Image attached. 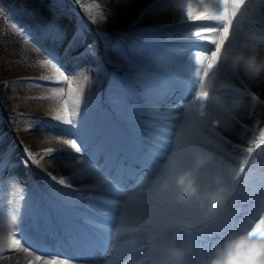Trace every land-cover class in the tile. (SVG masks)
Segmentation results:
<instances>
[{
  "label": "snow or ice",
  "instance_id": "6c2138e0",
  "mask_svg": "<svg viewBox=\"0 0 264 264\" xmlns=\"http://www.w3.org/2000/svg\"><path fill=\"white\" fill-rule=\"evenodd\" d=\"M255 2L264 4V0ZM75 3L85 12L93 6L83 4L82 0H75ZM137 3L138 0H109L110 14L99 11L89 21L95 26L97 37L91 43H87L84 27H77L65 45L67 33L56 22L43 27L38 25L35 29L13 25L26 38L31 37L30 42L41 40L54 47L63 46L59 59L40 46L37 51L46 57L43 65L58 73V79L50 80L48 84L54 85L52 91L57 94L52 98L63 101L61 108L49 119L66 126L65 132L70 135V138L58 137L66 148L45 149L44 156L52 157L57 152H64L70 161L67 167L72 169V174L58 178L46 173L49 182L43 187L37 185L34 193L27 188L22 189V207L10 213L15 224L7 235V247L10 251L20 250L34 256L35 261L30 264H74L78 258L89 260L88 256L68 253H82L85 246L101 245L109 238L118 216L127 218L129 215L123 204L126 189L132 183L143 190L146 204L154 206L144 208L143 216L137 214L136 222L124 221L126 228L154 233L139 237L145 242V262L150 264L149 244L154 241L169 243L167 232H161L168 221L158 224L157 219L169 209L184 207L169 203L170 193L160 195L152 191L150 181L156 174L176 171L177 166L192 167L197 152L211 156L197 171L201 187H214L216 176L228 185L226 199L214 212L202 218L204 222H212L213 233L212 242L207 248H201L197 264H206V257L212 249L230 235L264 230V185L258 194H253L244 202L246 207L233 213L224 211L233 202L232 198L248 169L255 168L259 162L264 171V127L257 129L258 135L247 138L245 145H233L242 156L234 155L237 163L226 171L221 170L220 148L216 140L222 137V130L227 124L239 120L240 114L235 111L226 114L221 110L216 89L208 79L211 76L212 80H217L222 74L238 78L245 87L243 90L236 89L237 103L245 96L251 101H260L249 86L258 79L264 80V76L245 79L221 58L224 48H239L236 21L247 12L252 0H152L136 14L129 30L109 33L106 27H101ZM94 7L100 9V4H94ZM165 9H177L181 13L179 23L182 27L192 25L184 27L182 43L179 48L173 49L172 61L149 46L157 29L137 28L146 16H155ZM249 44L264 53V35L258 40L249 38ZM35 45L38 44L35 42ZM89 60L97 62L95 78L90 72L92 66L84 63ZM64 63L74 66L71 73L65 71ZM109 67L114 71L109 72ZM101 71L108 78L106 90L100 80ZM79 75L83 76L85 83L74 88L73 81ZM27 79L35 83L36 78ZM65 84L67 95L73 97L71 102L63 99ZM96 84H99V89L91 92L89 86ZM185 88L191 89L188 101L173 105V98ZM104 103L111 105L116 116L127 123V144L106 136L94 120V113L103 111ZM164 106H167L166 110L161 111ZM193 114L199 117L195 124L190 123ZM28 119L34 121L32 127L39 122V118ZM181 119L185 125L190 123L191 130L203 139L195 140L196 148L178 150L169 147L165 150V144L170 140L168 133ZM0 138H3L2 134ZM223 140L226 144H233L226 137ZM24 154L27 157L23 161L25 167L29 166V161L39 165L43 159H36V154L27 148ZM101 175H107L103 183L79 186L74 183L75 180H91ZM192 206L199 208L198 204ZM185 264H188L187 257Z\"/></svg>",
  "mask_w": 264,
  "mask_h": 264
},
{
  "label": "rangeland",
  "instance_id": "374dc122",
  "mask_svg": "<svg viewBox=\"0 0 264 264\" xmlns=\"http://www.w3.org/2000/svg\"><path fill=\"white\" fill-rule=\"evenodd\" d=\"M18 1H19L18 3H22L20 0ZM85 1L89 2L88 5H93V7H94V4H97V3L100 4V9H96L95 7L94 8L98 12L103 11L105 15L110 14L108 5L104 4V1L106 0H82V2H85ZM40 2L44 4L48 3V1L46 0H34L30 2L29 4H27L26 6H24L23 12L26 13L25 15L30 16L31 20L23 22V21H20V19H18V16L21 14L23 15V13L21 12L19 14L16 11L15 5L12 1L0 0V54L3 57V60H4L3 65L7 68V72L15 73L13 74V78H10L11 88L9 90L11 91L13 90L15 94L22 97L21 104L23 106L19 109L20 112H18V114H16V116L13 119H7L2 110V107L0 106V124H1L2 134H6L5 135L6 139L8 138V136H10L11 138L20 139L25 144H28V146L33 151V153L36 154V159H41L42 157H44L43 159H41L40 166L35 165L31 171L25 170L28 177H34L35 175L40 173V177L43 179V182L39 186L43 187L47 179L46 173H51L52 175H55L58 178L61 176L67 177L72 174V169L67 167V165H65V163H70V161L67 159L64 152H57L52 157L44 156L45 149L63 147L60 140L58 139L59 136H55V131L58 129L59 126L56 123H53L51 120H49V117L55 115L56 111L59 108H61L62 103H63L61 99L52 98L56 96L57 94L53 93L52 91V87L54 85L48 84V81L58 79V75L56 74L50 75V72L47 66L43 65L42 62L38 61V56L35 52H39L36 50L38 46L42 45L41 44L42 41L36 40L35 42L38 45H35V42H33V44L30 42L32 44L31 46L23 47L22 38L24 37V34L22 35L21 32L18 31L16 27H13V25L15 24V25H18L24 28L35 29L37 25L44 26L48 23L56 22L50 19V17H48V13L45 15L44 12L41 11V9H35L36 14L32 13L31 10L34 7L40 8L41 6ZM50 2H51V11L64 17L65 19L64 23H58V22L56 23L64 31H66L67 36L72 35L77 27H84L85 33L86 31H90L87 18L84 16H81L78 10L75 9V6H74V4H76L75 0H50ZM252 4H253V0H252ZM172 12H177L175 14H178L179 11L177 10V11H172ZM163 16H167V15H163ZM87 17L89 19V16ZM244 19L245 17L242 18L241 21H236V25H241L245 21ZM122 20L123 18H120L118 15L112 22L115 25L119 26L123 24ZM38 21H40V23H38ZM112 22L109 23V25L110 24L112 25ZM114 27L115 26L112 25V28ZM249 36L253 37V33L251 32ZM254 37H256V35ZM247 40L246 42L249 43V40L248 41ZM37 41L40 43H38ZM29 47L32 49H35V52L33 53L29 49ZM95 67H96V63H93L92 67L90 68V72L92 68H95ZM67 69L72 70L70 67H67ZM102 72L103 71H101L100 73V80L105 75ZM93 74L97 75L95 69L93 72H91L92 77L95 78ZM37 76H42L43 78H47V79H43V78L38 79ZM27 78H36L35 83L29 81ZM229 78L230 76H228L227 74H224V77L221 78L222 81H218V82L221 85L230 84L232 81L230 82ZM235 79H238V78H235ZM218 82L214 81L213 86L216 87ZM83 83H85V81L83 80V77H76V79L73 81V86L75 88L77 85L83 84ZM6 84H7L6 81L0 80V86L6 88L8 87V85ZM37 85H44V86H37ZM97 85L99 89V84ZM106 85L108 86V80H107ZM55 86H58V85H55ZM63 87L65 88V95L63 99L69 100V102H71L73 97H69L67 95V85L65 84L63 85ZM244 87L245 85L241 86L240 84H237V89L243 90ZM89 89L91 92H96L95 85H90ZM253 89L256 90L260 98L262 94H260L257 91L259 89L256 87L255 88L253 87ZM48 92L51 93V95L47 94ZM224 92L226 93V96H224L223 98L224 103H220L221 108L223 107V108L231 109L230 108L232 107L231 103H236L237 92L236 90L224 91ZM243 98H244L243 102L249 108L250 104L248 103V101H251V99L246 98V97H243ZM251 102L254 103V101H251ZM238 105H241V104H238ZM109 109L110 107L103 109V111L100 114L98 112L94 113V120L96 121L99 127L103 124L111 123L112 117L111 115H109L110 114ZM261 117L262 116L256 114L248 118H245V121L247 122L248 125L243 121H239L241 125L243 126H240L238 123H234V122L232 124H227L228 128L222 130V137L226 135V138L228 139L232 137V138H235L234 139L235 141L240 140V137H243L248 134L247 130L243 129L244 127H248L251 129L249 133H253L257 135L258 131H256L257 127H256L255 122L259 121ZM28 118H39V122H36L35 126L32 127L34 121ZM240 118L243 119L242 116ZM262 122L264 123V120H261V123ZM189 126H190V123H189ZM30 127H32V130L28 131ZM263 127H264V124H263ZM181 128H183L182 129L183 131L179 133V136H177L178 142L177 143L175 142L174 144V148L178 150H182L179 147L181 143L190 142L193 139L189 136L190 134L189 131H191L189 127L186 128L184 124H182ZM195 134L199 135L197 132L193 131V135ZM222 137L217 138V141L222 142V139H223ZM249 137L250 136H248L247 138ZM245 144H246V141L245 143H240L239 145L243 146ZM229 148L230 147H227L229 151H232ZM234 152L236 153L237 151L234 150ZM71 162H74V161H71ZM256 165H260L259 162H257ZM37 167L40 168L41 172H36ZM254 170H257V166H255V168L253 169H248L247 174L245 176H249L250 173ZM43 172H46V173H43ZM87 181L88 180H83V181L75 180L74 183L76 185H81V184L88 183ZM30 183H31L30 181L19 182L15 184L13 187L18 190L27 188V190L31 192V189L29 186ZM34 187H37V185L34 184ZM142 199L143 201H146L145 196H143ZM132 204L128 205L129 215L126 219H130V220L136 219L137 214L141 216V212L137 208L131 207ZM139 206L141 205L139 204ZM204 216L205 215H203L202 217ZM162 218L165 221V218L163 216ZM13 259L15 258H10L9 259L10 262ZM21 261H24V260H21ZM21 261L18 264H21ZM26 261L27 260H25L24 264H26Z\"/></svg>",
  "mask_w": 264,
  "mask_h": 264
},
{
  "label": "clouds",
  "instance_id": "9594fccd",
  "mask_svg": "<svg viewBox=\"0 0 264 264\" xmlns=\"http://www.w3.org/2000/svg\"><path fill=\"white\" fill-rule=\"evenodd\" d=\"M221 58L226 60L233 70L239 71L244 77H256L264 73V53L254 45L242 42L238 49L224 48ZM199 117L193 114L190 123L195 124ZM207 122V120H206ZM181 149L196 148L195 140L183 142ZM211 156L209 153L197 152L192 167L177 166L176 171L160 173L153 176L149 187L152 191L164 195L170 193L169 203L181 206L198 204L204 215L214 212L226 199L228 185L220 176L214 177L215 186L202 188L197 171ZM15 224L13 217L0 221V236L12 230ZM190 222H182V227L188 230ZM264 230L240 232L230 235L222 243L212 249L206 257V264H264ZM150 264H185L187 250L185 247L173 243L149 244ZM139 264V262H138Z\"/></svg>",
  "mask_w": 264,
  "mask_h": 264
},
{
  "label": "bare ground",
  "instance_id": "6f19581e",
  "mask_svg": "<svg viewBox=\"0 0 264 264\" xmlns=\"http://www.w3.org/2000/svg\"><path fill=\"white\" fill-rule=\"evenodd\" d=\"M108 3H109V0L104 1V4L108 5ZM151 3H152V0H138V3L133 8H131L130 10L121 11L119 13V17L120 18H123V20H122L123 26L122 27H126V29L129 30V26L132 24L133 20L135 19L136 14L142 8L150 5ZM253 3H254V0H253ZM46 7H47V4L46 3L43 4L42 5V11L44 12L45 15L48 13V17H50V19H52V20H54V21H56L58 23H64L65 22V19H64L63 16L57 15L55 13H51L50 11L48 12V10H47ZM165 10H163V11H165V13L167 15L171 14L172 11H177V9H169V10L165 9ZM173 16H174L173 18H175L176 15H173ZM244 17H245V21L241 25H236L239 28L240 44L242 42H246V40L247 39L249 40V38H254V39L258 40L259 37L256 38V37H254L255 35H261V36L264 35V4L256 3V5L254 6V4L251 3L248 6V10L244 14V16L243 15L240 16L237 21H241V19L244 18ZM249 17L254 18L255 19V22L253 23V20H250L249 23H248V18ZM158 20H160L159 13L156 14L155 16H151V17H147L146 16L145 19L140 24H143L144 28L145 27H149L150 28ZM187 26H189V25H185L184 27H187ZM184 27H182L181 25L172 26L171 28H169V27L164 28L163 27L162 28L163 30L162 29H157L156 35H161L162 32H165L167 30L168 31H172L173 29L182 30V29H184ZM256 29L260 30V32L255 31ZM251 32L253 33V37H250L249 36L251 34ZM242 37H243V39L245 41L242 39ZM163 44H164V42H162V41L161 42H151V44L149 46L152 48L153 51H155V52L163 55V53H164ZM93 63H95V62H93ZM259 76H264V73H261ZM223 77H224V74H222L220 76V78L217 79V80H212V77L211 76L208 79L210 81H212V83L214 84V81H217V82L218 81H222L221 78H223ZM231 81H230L231 82L230 84H225V86H226L225 89L227 91L236 90L237 89V84H240L241 86H244V84L237 82L239 80H236L233 77L231 78ZM234 81H236V82H234ZM252 85L260 90V91L258 90V92L260 94H262L261 97L264 99V80L258 79L255 83L251 84L250 86H252ZM221 86L222 85L218 82V84L214 88L216 89L217 96H218V98L220 100V103H224V101H223V98H224V90L222 89ZM47 94H49V92ZM256 95H258V94L256 93ZM236 98H238V97H236ZM188 99H189L188 97H185L184 98V100L186 102L188 101ZM243 99L244 98H241V102L240 103H237V99H236V103H231V105L236 109V112H239V114L242 117H244V118H248L250 116L256 115V110L255 109L258 107V105L264 109V103H255V102L254 103L253 102H249L250 103L249 108H247L246 105L245 106H242V107H239L241 105H238V104H243ZM255 104H257V105L255 106ZM221 110L224 111L227 114V110H228L227 108H223L222 107ZM261 120H264V116H262L259 119V121H256L255 122L256 123V127H258L259 125H261ZM234 123H239V120L238 121H235ZM182 124H184V126L186 128L189 127L190 130H191V127L189 125H185V123H184V121L182 119L179 120V121H176L175 124H174V126L172 127L173 137H174V140H175L176 143L178 142L177 141V136H179V133L182 132L183 131L182 129L184 128V127L181 128V125ZM230 124H232V123H230ZM227 127L228 126H226V128ZM243 129L244 130H247V133H249L251 131V129L248 128V127H244ZM189 132H190L189 136L191 138H193L192 140L200 139L199 135H196V134L193 135V131L192 130L189 131ZM251 135L252 134L245 135L243 137H240V139L243 141V140H245L247 138V136H251ZM234 145H236V144L234 143ZM172 148H174V146H172ZM71 163H75V161L74 162H71ZM67 164L68 163H65V165H67ZM106 179H107V177H105V176L104 177H96L94 179L88 180V183H103ZM198 181H199V183L201 182L199 179H198ZM41 182H42V180H40V183ZM38 185H41V184L38 183ZM185 233L188 234L187 231H185ZM188 239L190 240V242L192 243V245L195 247L196 246L195 243L198 242L200 238L192 235V236H189ZM133 248H136V247H133ZM34 261L35 260H33L32 262H34ZM144 263L146 264L145 260H144Z\"/></svg>",
  "mask_w": 264,
  "mask_h": 264
},
{
  "label": "trees",
  "instance_id": "16d2710c",
  "mask_svg": "<svg viewBox=\"0 0 264 264\" xmlns=\"http://www.w3.org/2000/svg\"><path fill=\"white\" fill-rule=\"evenodd\" d=\"M7 96V95H6Z\"/></svg>",
  "mask_w": 264,
  "mask_h": 264
}]
</instances>
